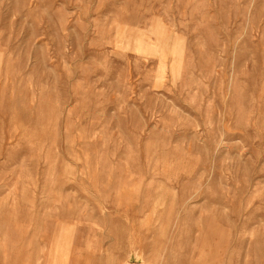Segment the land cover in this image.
<instances>
[{"label": "rangeland", "instance_id": "1", "mask_svg": "<svg viewBox=\"0 0 264 264\" xmlns=\"http://www.w3.org/2000/svg\"><path fill=\"white\" fill-rule=\"evenodd\" d=\"M0 264H264V0H0Z\"/></svg>", "mask_w": 264, "mask_h": 264}]
</instances>
